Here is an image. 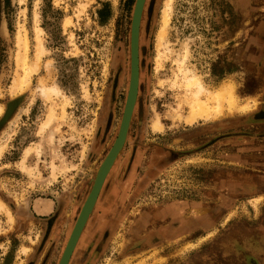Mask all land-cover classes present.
I'll list each match as a JSON object with an SVG mask.
<instances>
[{
	"label": "rangeland",
	"instance_id": "obj_1",
	"mask_svg": "<svg viewBox=\"0 0 264 264\" xmlns=\"http://www.w3.org/2000/svg\"><path fill=\"white\" fill-rule=\"evenodd\" d=\"M136 1L0 0V104L19 102L0 124V199L13 217L0 208V264H41L46 239L43 253L51 251L48 264H57L121 123ZM165 4L146 0L141 22L146 128L138 131L136 117L71 264H204L207 254L224 260L235 253L232 236L248 244L243 235L264 222V195H250L263 186H246L251 174H264L256 164L264 151L254 146L264 139L252 133L264 129L254 116L264 110V0H174L161 45ZM22 25L32 61L37 25L47 52L31 84L13 94ZM187 48L185 69L210 89L232 83L239 105L255 98L257 107L189 123L193 95L172 84L176 75L183 81L179 59ZM41 83L60 92L46 97ZM158 118L165 126L155 133ZM40 199L54 201L50 215L36 214Z\"/></svg>",
	"mask_w": 264,
	"mask_h": 264
},
{
	"label": "bare ground",
	"instance_id": "obj_2",
	"mask_svg": "<svg viewBox=\"0 0 264 264\" xmlns=\"http://www.w3.org/2000/svg\"><path fill=\"white\" fill-rule=\"evenodd\" d=\"M173 2L174 0H166L164 14H163V25L158 33L159 42L161 45L166 44V35H167V29L170 25ZM69 21L70 20H68V22ZM36 30L38 33V44H37V55L35 62H33L31 58L30 40L26 26L22 25L19 30L18 33L19 50L17 52L18 72L11 86V90L13 94H17L24 91L31 84L33 76L35 73H37L40 70L41 61L43 60V56L47 52V47L45 45V40L43 38L44 30L40 25H37ZM188 52L189 51L187 48L186 54L183 55V58L179 59L181 60L179 69L183 74V79H182L183 81L178 80V75H176V77L172 79V84L176 88L184 87L186 91L190 92L193 95L192 100H190V111L187 116V120L189 123H195L202 118L210 119L213 117H217L226 111L232 114L235 111H240V110L251 111L257 107L258 101L255 98H253V101H249L246 104L239 105L238 96L235 92V86L232 83L224 84L218 89H210L209 87H207L203 79L197 73L190 71L188 68L186 69L184 68L183 64L185 63V60L188 58ZM162 57L163 55L160 54L159 58L161 59ZM161 84L164 85L163 80L161 81ZM40 90L43 93V95L46 97H49L54 93L58 94L60 92L58 86L50 87L47 86L45 83H41ZM11 102L16 103V100H12ZM5 107L6 106L0 104V116L2 115V118L6 115L8 111V106L6 108ZM14 107L15 106L13 105L11 106V108L7 113L8 116ZM2 118L0 119V124L4 123L2 121ZM50 120L51 117H49L47 123H49ZM155 127L160 130L163 129V125L161 124L159 118L155 121ZM5 148H6L5 144L0 145V158ZM32 148L33 147H28L26 149L25 155L23 157V162L21 165L25 164L27 156L33 150ZM0 208H5V210H7L11 218H13L10 209L3 203L1 199H0ZM35 209L40 213L50 209L49 200L40 199L36 201ZM29 248L24 247L22 251L26 253ZM142 263L143 262L139 261L138 264H142Z\"/></svg>",
	"mask_w": 264,
	"mask_h": 264
},
{
	"label": "water",
	"instance_id": "obj_3",
	"mask_svg": "<svg viewBox=\"0 0 264 264\" xmlns=\"http://www.w3.org/2000/svg\"><path fill=\"white\" fill-rule=\"evenodd\" d=\"M146 0H137L134 8L133 19H132V28H131V79L130 86L127 96V101L125 105L124 115L121 123V128L119 135L112 146L110 152L106 156L102 165L99 168V171L96 175L94 185L85 201V204L82 207V210L77 218V221L74 225L70 238L67 242V245L64 249L63 255L59 264H69L71 257L74 253L76 245L80 239V236L86 226L90 215L93 213L95 204L98 200L106 177L114 164L119 153L123 149L126 138L128 135V130L131 122V118L134 112L136 101L139 93L140 85V30L141 22L143 17V11L145 7ZM15 106L9 116L7 115L11 106ZM19 102H10L8 104V111L6 115L2 118V121L6 123L10 117L14 114L17 109ZM15 109V110H14ZM3 123V124H4Z\"/></svg>",
	"mask_w": 264,
	"mask_h": 264
},
{
	"label": "flooded vegetation",
	"instance_id": "obj_4",
	"mask_svg": "<svg viewBox=\"0 0 264 264\" xmlns=\"http://www.w3.org/2000/svg\"><path fill=\"white\" fill-rule=\"evenodd\" d=\"M144 50L145 49H143L142 48V46H141V43H140V85H139V93H138V98H137V101H136V105H135V108H134V112H133V115H132V118H131V122H130V126H129V130H128V135H127V138H126V143H125V145H124V147L123 148H125V147H127V144H128V140H129V138H130V135H131V130H132V128L134 127V123H135V119H136V117L138 118V131H140V132H142L143 133V131H144V129L146 128L145 126H146V122H145V101L142 99V83H143V81H142V75H143V72H144V70L146 69L145 67H146V60H145V58L144 57H142V54L144 53ZM128 96V95H127ZM126 101H127V98H126ZM125 105H126V103H125ZM138 109L139 110H141L140 111V115L139 116H137V113H138ZM124 110H125V107H124ZM123 115H124V111H123ZM123 115H122V118H121V123H122V119H123ZM255 117H256V120H263L264 121V110H260V111H257L256 113H255V115H254ZM121 123H120V125H119V129H118V132H117V134L115 135V137H114V139H113V141H112V144H111V146H110V148H109V150H108V152H107V155H108V153L110 152V150H111V148H112V146L114 145V143H115V141H116V139H117V137H118V135H119V132H120V128H121ZM164 126H165V124H163ZM151 127H152V131L153 132H157V131H155L154 130V128H153V125H151ZM111 130H112V115H110V117H109V119H108V122H107V125H106V129H105V135H104V138L105 139H108V137H109V135H110V133H111ZM158 133V132H157ZM252 133H254V137L256 138V139H259V138H261V139H264V129H263V131L261 130V129H258L257 131H253ZM236 134V133H235ZM227 136H229V135H227ZM236 136H240V133L239 134H237ZM225 137V135L224 134H222V135H220V136H216L215 137V140H213L211 143H216V142H218V141H220L222 138H224ZM254 146L255 147H257L256 148V150H258L259 151V154H261V156H262V151H264V143H258V144H254ZM259 146H260V148H259ZM137 147H139V145H137ZM123 150V149H122ZM121 150V152L119 153V155H118V157L116 158V160H115V162H117L118 160H119V157L121 156V154H122V152L124 151H122ZM135 152H136V149H134L133 150V152H132V154L134 155L135 154ZM106 155V156H107ZM133 155L131 156V159H132V161H133ZM106 156H105V158H106ZM105 158H104V160H105ZM262 158H264V157H262ZM103 160V161H104ZM260 160H262L261 158L259 159V161ZM103 161H102V163H103ZM114 162V164L113 165H115L116 163ZM257 165H263L264 164V162H262V163H256ZM102 165V164H101ZM113 165H112V167H111V169L113 168ZM129 165H133V164H131V163H129ZM111 169H110V171H111ZM261 169H259V171H260ZM110 171H109V173H108V175H107V177H106V180H105V182H104V185H103V187H102V190H101V192H100V195H99V197H98V200H97V202H96V204H95V207H94V209L97 207V204H98V202H99V200H100V196H101V193L103 192V190H104V187L106 186V182H107V180H108V177H109V174H110ZM260 183V184H262V186H263V188L261 189V190H259V192H256V193H252V194H250V195H264V174H251V176H250V178L246 181V186H251V185H253V183H255V184H257V183ZM93 185H94V183H93ZM93 185H92V187H93ZM92 187H91V189H92ZM90 189V190H91ZM94 211V210H93ZM92 215V214H91ZM91 215H90V217H91ZM90 217H89V219H90ZM89 219H88V221H89ZM77 221V220H76ZM88 223V222H87ZM87 225V224H86ZM86 227V226H85ZM85 227H84V230H85ZM263 227H264V222L263 223H261V224H257V225H255V226H253V227H250V229H249V231H248V233H246V234H244L243 236H245V237H247L248 238V244H244V243H241L240 241H238V239H237V236H232V239H234L235 241H236V245L234 246L235 247V253H234V255H233V258H225L224 260H221L220 259V257L219 256H217L216 257V259H212V257H210V255H208L207 254V256H206V259L205 260H207L206 262H204V264H229L230 262L232 263V264H255L254 263V256L253 255H251V254H249L248 253V249H250V248H252V249H254V250H256V249H261L262 251H261V253H264V248H263V244H264V238H262V239H255V231H257L258 229L260 230V229H263ZM84 230H83V232H84ZM264 230V229H263ZM83 232H82V234H83ZM72 233V232H71ZM82 234H81V236H80V239H79V241H78V243H77V245H76V248H75V250H74V253H73V255H72V257H71V260H70V262H69V264H71V262H72V260L74 259V257H75V254H76V252H77V250L79 249V246H80V244H81V238H82ZM71 235V234H70ZM239 236H240V234H239ZM70 238V237H69ZM69 240V239H68ZM68 242V241H67ZM49 244V240L48 239H46L45 241H44V243L42 244V248H41V252H42V256H43V258H42V260H41V264H48L49 263V261H50V258H51V255H52V252L50 251V252H48V254H46L45 255V253H43L45 250H47V245ZM66 245H67V243L65 244V246H64V248H63V250H62V253L60 254V257H59V260H58V262H57V264H59V262H60V260H61V257H62V255H63V252H64V249H65V247H66ZM228 245V244H227ZM90 246H88L87 247V249H86V252H88V255H91V252L94 250L93 248H89ZM92 247V246H91ZM223 247V246H222ZM203 258H205V256L203 255L202 256V259ZM230 260V261H229ZM39 261V260H38ZM37 260H35V262L33 261V263H31V264H37V262H38Z\"/></svg>",
	"mask_w": 264,
	"mask_h": 264
},
{
	"label": "crops",
	"instance_id": "obj_5",
	"mask_svg": "<svg viewBox=\"0 0 264 264\" xmlns=\"http://www.w3.org/2000/svg\"><path fill=\"white\" fill-rule=\"evenodd\" d=\"M160 122H161V120H160ZM161 124L163 125V122H161ZM154 127H155V123L153 124V128ZM163 128H164V125H163ZM154 130L157 132H161L163 129L160 130V129L155 127ZM49 202H50V209H48L42 213H40L36 210L35 211L36 214L39 216L50 215V213H52L54 211L55 205H54V201L52 199H50ZM263 229H264V227H263ZM263 229H260V230L258 229L257 231L254 232L255 233V235H254L255 239L264 238V230ZM263 248H264V244H263ZM261 251H262L261 249H259V250L258 249L254 250L252 248L248 249V253L254 256V263L255 264H264V253H261Z\"/></svg>",
	"mask_w": 264,
	"mask_h": 264
},
{
	"label": "trees",
	"instance_id": "obj_6",
	"mask_svg": "<svg viewBox=\"0 0 264 264\" xmlns=\"http://www.w3.org/2000/svg\"><path fill=\"white\" fill-rule=\"evenodd\" d=\"M109 5L106 4V6L99 10L100 20L103 21L108 18L109 16ZM105 12H108L107 14Z\"/></svg>",
	"mask_w": 264,
	"mask_h": 264
}]
</instances>
